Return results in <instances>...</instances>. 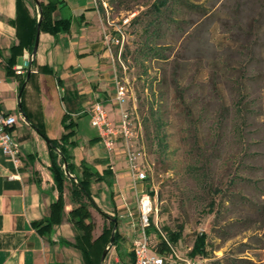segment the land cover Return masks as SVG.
Instances as JSON below:
<instances>
[{"label": "rangeland", "instance_id": "1", "mask_svg": "<svg viewBox=\"0 0 264 264\" xmlns=\"http://www.w3.org/2000/svg\"><path fill=\"white\" fill-rule=\"evenodd\" d=\"M190 1L200 9L172 3L155 30L156 0H94L110 75L127 92L142 191L156 207L147 234L157 247L180 232L173 245L188 257L204 233L202 264H264V0ZM120 109L107 110L116 124ZM125 150L119 139L112 153ZM92 212L97 237L105 218ZM133 244L122 239L104 264H132Z\"/></svg>", "mask_w": 264, "mask_h": 264}, {"label": "crops", "instance_id": "2", "mask_svg": "<svg viewBox=\"0 0 264 264\" xmlns=\"http://www.w3.org/2000/svg\"><path fill=\"white\" fill-rule=\"evenodd\" d=\"M63 1L57 17L72 20L70 31L58 38L40 32L37 55L24 48L10 63L11 49L19 44L12 24L17 0H0V112L17 118L13 135L21 149L16 164L0 148V264H85L82 252L63 242L75 240L77 231L71 222L66 219L54 225L50 235L38 233L35 226L50 218L52 204L60 197L51 169V144L37 127H42L48 138L59 139L65 132V115L77 123L79 145L73 149L74 163L80 166L86 162L106 177L93 182L91 189L105 214L119 219L120 238L114 248L125 238H133L134 243L140 234L137 209L131 200L133 194L139 198L143 193V183L132 184L125 152L107 150L91 124L96 102L108 111L116 102L117 89L102 40L105 24L94 0L93 6L90 0ZM28 61L35 63L21 73L15 70ZM44 66L52 72L42 71ZM66 185L71 187L70 182ZM64 190L68 215L74 204L69 188ZM124 213L129 216L122 219ZM97 221L101 230L109 224L106 219Z\"/></svg>", "mask_w": 264, "mask_h": 264}, {"label": "trees", "instance_id": "3", "mask_svg": "<svg viewBox=\"0 0 264 264\" xmlns=\"http://www.w3.org/2000/svg\"><path fill=\"white\" fill-rule=\"evenodd\" d=\"M35 1L34 8L27 0H17V14L12 24L16 27L19 44H15L11 49V60L19 55L24 48L33 53L36 42V35L38 34V27L40 25V32L49 33L55 38L61 34H67L70 31L72 20L70 18H58L57 13L60 7L64 4L63 0H46ZM172 3L189 8L200 9L201 6L194 4L190 0H156L150 7V14L153 19L149 22L150 27L157 30L156 24L158 20L163 18L166 12L171 7ZM33 9V12L31 10ZM35 63L32 61L31 64ZM42 71H50L47 66L41 68ZM64 134L59 139L48 138L42 127H37L39 133L44 136L51 144V169L55 180V185L60 193V197L52 204V213L50 218H46L41 222L35 223L38 233L42 235H50L54 225L63 223L66 219L71 222L76 232L74 242L63 240L64 244L73 246L79 249L83 254L85 264H102L103 254L112 240L113 232L115 231V242L118 243L120 234L118 232L119 219L110 217L95 203L92 191L93 182L104 181L105 175H100L98 171L92 168L86 162H82L77 166L73 161V149L79 145L76 140L77 123L74 120L69 121L68 116L63 118ZM67 166V168H65ZM68 174L73 175L69 177ZM70 182V196L74 204L68 215L65 213L64 192L66 183ZM109 185L111 182H108ZM97 211L108 222L105 225L102 233L95 237L94 231L96 223L93 221V214L91 210ZM169 240L172 243H177L180 237V232L168 233ZM207 235L204 233L199 235L195 241L191 255L203 256L207 254ZM167 246L163 242L157 244V249L160 253H164Z\"/></svg>", "mask_w": 264, "mask_h": 264}, {"label": "built area", "instance_id": "4", "mask_svg": "<svg viewBox=\"0 0 264 264\" xmlns=\"http://www.w3.org/2000/svg\"><path fill=\"white\" fill-rule=\"evenodd\" d=\"M105 43L110 46L111 40L105 34ZM29 61L25 66L16 67L17 72L24 71L29 67ZM116 103L120 106L121 119L118 124L109 119L106 108L100 102H96L91 111V124L98 129L100 138L104 146L109 151H114L117 147L119 139L126 142L125 155L129 164V171L132 178V184L137 185L143 183L147 179L146 172L141 169L137 155L132 151L128 142L132 137L130 131L129 115L124 110V102L126 98V90L123 86H117ZM17 124V118L13 115L3 114L0 112V148L4 154L18 164L21 155L20 145L13 135V128ZM156 213L153 198L150 194L142 193L138 198L137 215L140 229L139 236L134 240L133 244V261L132 264H202L201 260L193 256H178V251L172 242L167 238L163 239L167 248L164 253H160L156 246H152L151 239L147 234V230L152 227L153 215ZM122 219L129 216V213L120 215ZM114 218L113 216H110ZM159 228V226H156Z\"/></svg>", "mask_w": 264, "mask_h": 264}, {"label": "water", "instance_id": "5", "mask_svg": "<svg viewBox=\"0 0 264 264\" xmlns=\"http://www.w3.org/2000/svg\"><path fill=\"white\" fill-rule=\"evenodd\" d=\"M36 42H35V46H34V49H33V56H36L37 55V49H38V46H39V37H40V25L38 27V34L36 35ZM65 168H67V166H65ZM67 175L69 177H73L71 176L70 174L67 173ZM115 242V231L113 232V235H112V240H111V243L109 245V247L105 250L104 254H103V260H105L106 256L108 255V252H109V249L113 246Z\"/></svg>", "mask_w": 264, "mask_h": 264}]
</instances>
